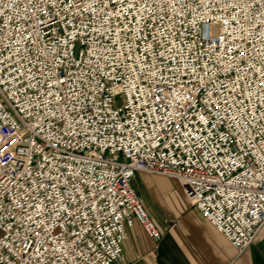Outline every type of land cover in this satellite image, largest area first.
<instances>
[{
  "label": "built area",
  "instance_id": "2783aa9c",
  "mask_svg": "<svg viewBox=\"0 0 264 264\" xmlns=\"http://www.w3.org/2000/svg\"><path fill=\"white\" fill-rule=\"evenodd\" d=\"M45 11L0 0V264H30L29 251L37 264L36 249L121 264L133 221L158 242L138 172L175 180L246 249L264 224V0Z\"/></svg>",
  "mask_w": 264,
  "mask_h": 264
},
{
  "label": "crops",
  "instance_id": "0c3cea01",
  "mask_svg": "<svg viewBox=\"0 0 264 264\" xmlns=\"http://www.w3.org/2000/svg\"><path fill=\"white\" fill-rule=\"evenodd\" d=\"M131 187L161 238L152 242L133 221L125 228L121 264H264V224L252 243L238 252L183 193L174 198L162 183L142 172L136 173Z\"/></svg>",
  "mask_w": 264,
  "mask_h": 264
},
{
  "label": "snow or ice",
  "instance_id": "6c2138e0",
  "mask_svg": "<svg viewBox=\"0 0 264 264\" xmlns=\"http://www.w3.org/2000/svg\"><path fill=\"white\" fill-rule=\"evenodd\" d=\"M55 3V0H29V4L32 5L37 11L43 12L45 15H47L48 13L45 11V7L48 5H52ZM241 55H245V53H241ZM258 78L261 80L259 87L261 89H264V73H260L258 74ZM35 235L37 237L40 236V232H36ZM47 237V234L45 236V239ZM41 248H43L44 245V241H41ZM37 253H39V255H37L36 259H37V264L39 262L40 259H47L48 260V264H55L56 261L59 260V255L57 254L58 250L56 249H52L49 251L48 257H44L43 253L40 252V249H36ZM28 259L29 262L31 264L32 261V255L28 254Z\"/></svg>",
  "mask_w": 264,
  "mask_h": 264
},
{
  "label": "rangeland",
  "instance_id": "374dc122",
  "mask_svg": "<svg viewBox=\"0 0 264 264\" xmlns=\"http://www.w3.org/2000/svg\"><path fill=\"white\" fill-rule=\"evenodd\" d=\"M123 99L122 97H118L117 99V105H122ZM153 176L154 180L158 182L159 184L162 183L167 188V193H172L174 195V198H176L177 193H183L181 188L178 186V184L171 178L163 177V176H157V175H150V177ZM139 198V197H138ZM140 200V199H139ZM141 201V200H140ZM144 207V206H143ZM146 210V209H145ZM147 212V211H146ZM148 214V213H147ZM149 215V214H148ZM150 217V216H149ZM151 219V218H150ZM154 223V222H153Z\"/></svg>",
  "mask_w": 264,
  "mask_h": 264
}]
</instances>
